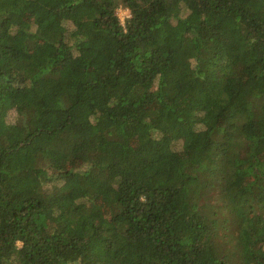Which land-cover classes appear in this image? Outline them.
Returning <instances> with one entry per match:
<instances>
[{"label":"trees","instance_id":"obj_1","mask_svg":"<svg viewBox=\"0 0 264 264\" xmlns=\"http://www.w3.org/2000/svg\"><path fill=\"white\" fill-rule=\"evenodd\" d=\"M0 264H264V0H0Z\"/></svg>","mask_w":264,"mask_h":264},{"label":"rangeland","instance_id":"obj_2","mask_svg":"<svg viewBox=\"0 0 264 264\" xmlns=\"http://www.w3.org/2000/svg\"><path fill=\"white\" fill-rule=\"evenodd\" d=\"M118 14L122 20V22H125V19L129 16V11L123 7H119L118 9ZM15 119V113L14 111H11L8 116V121L14 120ZM182 147V144L178 145V148L180 149Z\"/></svg>","mask_w":264,"mask_h":264}]
</instances>
